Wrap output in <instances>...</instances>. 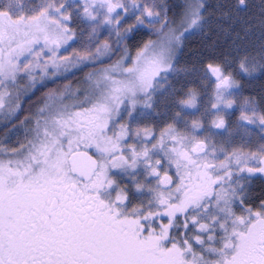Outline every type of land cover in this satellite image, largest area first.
Listing matches in <instances>:
<instances>
[{
  "label": "snow or ice",
  "instance_id": "snow-or-ice-1",
  "mask_svg": "<svg viewBox=\"0 0 264 264\" xmlns=\"http://www.w3.org/2000/svg\"><path fill=\"white\" fill-rule=\"evenodd\" d=\"M168 12L163 0H0V112L20 108L6 82L21 74L119 55L88 74V89L49 97L26 144L0 147V264H264V199L254 207L248 195L264 178V101L238 79L264 74V45L259 61L227 53L179 67L211 13L205 0H185L176 20ZM74 18L87 29L83 51L61 55L77 38ZM141 26L156 39L132 55L122 44ZM181 75L199 87L175 101L171 123L146 122Z\"/></svg>",
  "mask_w": 264,
  "mask_h": 264
},
{
  "label": "rangeland",
  "instance_id": "rangeland-1",
  "mask_svg": "<svg viewBox=\"0 0 264 264\" xmlns=\"http://www.w3.org/2000/svg\"><path fill=\"white\" fill-rule=\"evenodd\" d=\"M30 2L32 4H39L40 0H30ZM163 2H165V0H163ZM246 2L248 4V9L247 12H244L236 10L235 5L237 3V0H205L206 8L211 13L207 28L203 31L194 32L190 36H188V38L184 42L183 47L177 54V60L179 62L178 66L191 67L192 65H196L199 68L203 63L208 62L212 58L219 59L227 53H232L239 56L243 55L245 52L249 53L250 48L254 47V45L257 46L261 41L264 45V26H262L260 23L261 11L262 8H264V0H246ZM225 12L230 13L231 18L223 16L222 14ZM232 20H236V23L233 24ZM127 23H132V20L129 19ZM247 24H251L252 28L251 31H249L247 35H245L243 27ZM69 26L76 31L77 38L74 39V41L69 42L70 47L68 48V51L61 49V55H68L71 52L72 48H75L77 51H83L82 42L87 36V29L84 25L76 21L75 18ZM82 28H85L83 36H81ZM237 31L240 32L243 39L236 38L235 33ZM105 38H108L107 32L102 30L100 40L103 41ZM108 39L109 42H111L114 37ZM234 40L235 43H233ZM135 51L136 50L130 51V53L134 55ZM249 54L255 57L257 61L260 60L259 53ZM89 64L90 63L79 64L75 68L69 64L67 65L66 71L64 70V66L62 65L61 70L59 72H56L55 74H53V70L50 68L49 72L46 75L34 73L36 77L34 81L29 80L26 75L21 74L17 77V80L14 83L6 82L8 92L12 93L14 97L17 95V93H19L18 103L20 104V108L14 114L0 112V147L8 149L18 148L21 144H26L28 140H31L33 138L32 129L35 127L34 120L37 118L38 113L23 120L15 127L9 128V130L5 129L14 120V117L19 115V112L23 107L22 105L24 104L27 97L33 93L36 85L47 79L54 80L61 75L70 74ZM107 66L108 65L102 67ZM99 68L91 71L90 73L97 71ZM263 75L264 74H257L256 77ZM87 76L88 74L82 80H79L65 88L62 93L54 96H63L68 91L75 92L77 89H79L80 92L88 89L89 84L86 82ZM95 78L96 77H93V79ZM241 78L242 77H238V79ZM242 83L244 85V95L255 96L257 100L264 101V93L263 91H260L262 88H260L259 86L255 87L253 86L254 84H248V86L247 83L243 81ZM190 86L199 87V84L196 82V79L193 76L181 75L176 77L175 79L170 77L169 84L165 85L164 89H162L161 92L156 97H154L155 114L150 118L149 121L146 122L156 125L157 128L163 127L167 123H171L174 114L180 111V109L176 106L175 101L179 98H183V91H186ZM173 88L176 89L175 93L171 91V89ZM76 98L80 99L82 98V96L77 95ZM66 102L72 103L73 101L68 100ZM236 116H238V113L229 118L230 122H234ZM220 139L222 138L217 137L218 141ZM257 142L258 138L253 137V150H255L254 145ZM91 151L94 152V150ZM258 184L261 185L264 190V178H261L259 174L255 175L252 178L248 186V195L250 197L249 202L252 201V196L250 194H252L251 192H255Z\"/></svg>",
  "mask_w": 264,
  "mask_h": 264
},
{
  "label": "trees",
  "instance_id": "trees-1",
  "mask_svg": "<svg viewBox=\"0 0 264 264\" xmlns=\"http://www.w3.org/2000/svg\"><path fill=\"white\" fill-rule=\"evenodd\" d=\"M184 3L185 0H165L164 4H166L169 9L168 16L170 19L176 20L179 18L181 12L183 11ZM155 38V35H153L152 31L149 28L141 26L134 29L131 33L128 34L126 39L123 41L122 47H127L129 51H134L139 48L146 40ZM258 45V47L254 45V47L250 48L249 53H260L261 45H263V42L261 41ZM118 58L119 55H113L111 59L106 58L102 60V62L95 65H86L70 74L61 75L54 80L47 79L36 85L33 93L27 97L24 104L22 105L23 107L19 112V115L14 117V120L6 127L5 130H9V128L15 127L23 120L37 114L38 109L44 107L45 103L49 101V97L62 93L65 88L79 80H82L91 71L99 67L109 65ZM241 80L247 83V85L254 84L253 86L255 87L259 86L260 88H262L260 91H263L264 93V75L255 77L254 79H244L242 77ZM255 194H264V190L261 185L258 184L254 192V195Z\"/></svg>",
  "mask_w": 264,
  "mask_h": 264
},
{
  "label": "flooded vegetation",
  "instance_id": "flooded-vegetation-1",
  "mask_svg": "<svg viewBox=\"0 0 264 264\" xmlns=\"http://www.w3.org/2000/svg\"><path fill=\"white\" fill-rule=\"evenodd\" d=\"M93 153V152H92ZM252 194H250L252 197H251V204L254 206H256L258 204V202L261 200V199H264V194H255L253 192H251Z\"/></svg>",
  "mask_w": 264,
  "mask_h": 264
},
{
  "label": "water",
  "instance_id": "water-1",
  "mask_svg": "<svg viewBox=\"0 0 264 264\" xmlns=\"http://www.w3.org/2000/svg\"><path fill=\"white\" fill-rule=\"evenodd\" d=\"M89 154H91V153H89ZM92 155V154H91Z\"/></svg>",
  "mask_w": 264,
  "mask_h": 264
}]
</instances>
